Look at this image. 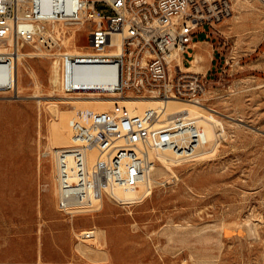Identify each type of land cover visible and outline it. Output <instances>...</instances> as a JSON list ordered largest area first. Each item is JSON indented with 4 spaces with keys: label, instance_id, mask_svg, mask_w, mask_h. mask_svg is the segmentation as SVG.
I'll use <instances>...</instances> for the list:
<instances>
[{
    "label": "rangeland",
    "instance_id": "obj_1",
    "mask_svg": "<svg viewBox=\"0 0 264 264\" xmlns=\"http://www.w3.org/2000/svg\"><path fill=\"white\" fill-rule=\"evenodd\" d=\"M228 2L231 16L199 28L182 63L203 55L200 101L219 112L225 131L216 126L206 153L169 163L161 174L151 152L157 167L148 194L126 203L105 195L96 210L72 218L57 208V112L48 101L63 109L61 96L85 93L63 91L58 53H89V24L76 30L75 46L63 42L68 35L54 52L21 46L39 53L23 58L39 78V96L21 64L20 98L0 94V264H264V0ZM96 8L110 14L103 3ZM85 229L96 240H82Z\"/></svg>",
    "mask_w": 264,
    "mask_h": 264
},
{
    "label": "built area",
    "instance_id": "obj_2",
    "mask_svg": "<svg viewBox=\"0 0 264 264\" xmlns=\"http://www.w3.org/2000/svg\"><path fill=\"white\" fill-rule=\"evenodd\" d=\"M105 4L110 14L96 8ZM228 0H0V94L17 100V49L34 44L46 51L82 24L89 53L59 52L65 93L93 92L119 97H149L199 102L207 76L181 67V58L199 28L213 27L231 16ZM78 31V30H77ZM76 31V33H77ZM119 36V43L115 41ZM99 67L97 78L74 81L77 68ZM111 81H100L101 79ZM100 79V80H99ZM120 105V104H119ZM71 143L57 155V208L69 218L105 195L117 202L113 189H149L154 165L149 152L171 149L192 157L207 144L193 116L177 113L159 121L156 109L111 119L108 109L94 112L88 124L70 121ZM96 154L92 162L87 152ZM92 239V229L79 234Z\"/></svg>",
    "mask_w": 264,
    "mask_h": 264
},
{
    "label": "bare ground",
    "instance_id": "obj_3",
    "mask_svg": "<svg viewBox=\"0 0 264 264\" xmlns=\"http://www.w3.org/2000/svg\"><path fill=\"white\" fill-rule=\"evenodd\" d=\"M82 26H84V24L79 25L77 26L75 30H72L70 35L67 36L68 39H65V41H63L66 43L65 45L67 46L76 45L75 44L76 43L75 42L76 30H80ZM115 41L119 43V36H115ZM191 46H196V43H193ZM34 47L40 49L38 45H35ZM84 53H87V52H85L84 50L83 51L80 50V51H77V53L75 54H84ZM32 54H39V53H35L33 51L24 52L20 49V47L17 49V89L21 87L19 71H18L19 64H21L25 68V71L28 73V77H30L33 87L35 88V91L32 94V96H39V93H37L38 91L37 87L40 84L39 78L36 75L35 70L33 68L27 69L23 62L24 56L32 55ZM184 59H185V53L183 54L181 61L183 62ZM202 60H203V55L199 52H195L190 59V64H188L187 66L183 68L187 71L197 72L196 68H200ZM90 67L91 66H83L82 64L81 67L77 68L78 70H76L74 81L83 84L85 79L89 80V78L91 77L97 78L99 75L98 74L99 67L94 66L93 67L94 69L92 71L87 72L88 68ZM56 81H57V78L53 80L54 83H56ZM59 81L62 86V81L61 80ZM100 81L102 82L111 81V83H113V79H110V78H107V80L101 79ZM18 93H19V90H18ZM61 97L63 98L62 101L67 104V106L63 109H60V105H58V102L48 101V99H46L48 102H50V104L51 103L54 104L53 109L57 112V117L55 121L52 122V125H51L52 126L51 134H52V139H53V144H54L51 149L53 152L52 154L54 156L53 160L55 162L54 164L56 167V170H55L56 172H57V166H58L57 155L59 153V148H60L59 145H63L65 143H68L69 141L71 143L72 129L70 127V121L75 120L82 124H88L94 112H100L106 109H108V115L111 119H122L123 117H127V109L132 113H140L143 111L144 108L156 109L159 113V121L161 122H165L169 120L172 115L177 114V113L193 116L197 119L198 126L204 131L207 144L208 145L210 144L209 145L210 148L215 144L217 140L216 139L217 133H216L215 127L216 126L218 127L219 125L221 132L225 131L222 121L216 117L217 113L219 114V112L218 111L216 112L215 110L204 106V104L201 101L188 102V101H183V100H178V99L158 100L157 98H149V97H128V96L116 97V94H113V93H111L110 95H104L102 93H93V92H85L83 95L61 96ZM228 118H231V117H228ZM207 144L197 147L195 153L192 154L191 156H196L202 153H206L207 148L205 149V147L207 146ZM151 152H149L150 155H151ZM154 154H155L156 159H158L162 167L155 166L152 168L157 167L156 168L157 173H160V174L163 171L162 168L168 167L169 163H174V162L176 163L179 159H181L178 157L176 152L172 151L171 149H167V148L159 150V151H155ZM86 155H87L89 162H92L96 157L95 152L92 150L88 151ZM156 169H153V170L155 171ZM152 173L154 174V172ZM150 183H151V177L149 174L148 184ZM113 192H114L113 194L115 195L117 199L122 200L123 203H126V202H132L136 198H139L145 194H148L149 189L145 187L144 185H140L133 190H122L120 188H115L113 189ZM102 199L103 198L97 199V200L93 199L92 203L90 205H87L89 208H87L86 210L97 209L100 205L98 207L94 205H97L98 203H100ZM92 231H93V238H95L96 240L97 232L95 230H92ZM77 246L79 247V244L76 245V247ZM97 249L100 250L98 247ZM4 264H8V263H4Z\"/></svg>",
    "mask_w": 264,
    "mask_h": 264
}]
</instances>
